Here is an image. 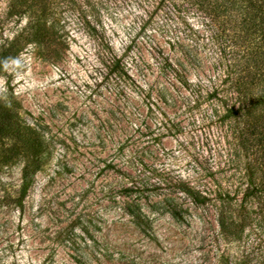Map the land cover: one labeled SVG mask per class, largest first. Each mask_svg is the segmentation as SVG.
Listing matches in <instances>:
<instances>
[{"label": "rangeland", "instance_id": "obj_1", "mask_svg": "<svg viewBox=\"0 0 264 264\" xmlns=\"http://www.w3.org/2000/svg\"><path fill=\"white\" fill-rule=\"evenodd\" d=\"M158 1L57 0L53 47L29 34L38 2L0 0V50L20 39L0 69V264H264L258 199L236 237L210 204L187 202L178 220L150 203L162 191L138 188L164 169L208 192L239 186L236 205L248 185L225 125L190 109L161 71L174 20ZM113 56L130 77L112 71ZM139 199L146 229L128 209Z\"/></svg>", "mask_w": 264, "mask_h": 264}, {"label": "trees", "instance_id": "obj_2", "mask_svg": "<svg viewBox=\"0 0 264 264\" xmlns=\"http://www.w3.org/2000/svg\"><path fill=\"white\" fill-rule=\"evenodd\" d=\"M19 1L26 11L35 9L38 2V14L30 22L29 34L38 45L54 47L58 39L54 18L57 0ZM161 5L167 20H174L170 51L160 52L161 71L173 86L177 82L189 91L186 97L191 102L190 109L225 125L230 151L240 161L244 171L241 177L248 185L237 207L234 203L239 186L235 193L221 187L208 192L183 176H169L164 169H150L152 174L147 179L140 176L138 188L162 191L163 197L152 196L150 203L154 207L163 204L178 220L188 211L187 202L196 206L210 204L221 231L240 237L246 219L252 217L245 203L248 198L258 199L260 214L264 212V0H159L158 7ZM19 41L18 37L2 47L0 69L17 54ZM107 47L111 49L110 44ZM111 65L115 74L130 77L122 59L113 56ZM190 68L196 69V80L190 77ZM2 124L13 136L20 135L8 116ZM165 127L169 131L179 129L178 124L172 123ZM27 170L28 167L26 173ZM155 177L157 180H153ZM142 205L144 202L139 199L128 209L134 221L144 228L150 218ZM239 210L244 221L234 216Z\"/></svg>", "mask_w": 264, "mask_h": 264}]
</instances>
